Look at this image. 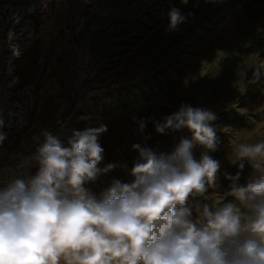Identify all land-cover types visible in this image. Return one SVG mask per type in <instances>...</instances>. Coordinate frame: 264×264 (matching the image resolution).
<instances>
[{
	"label": "rangeland",
	"instance_id": "rangeland-1",
	"mask_svg": "<svg viewBox=\"0 0 264 264\" xmlns=\"http://www.w3.org/2000/svg\"><path fill=\"white\" fill-rule=\"evenodd\" d=\"M172 8L185 17L174 30ZM182 105L215 114L209 155L220 165L210 200L190 204L236 202L224 174L240 171L246 185L254 170L238 168L233 142L264 141V0H0V187L35 175L43 132L68 146L74 131L101 126L99 166L117 167L85 186L99 196L114 178L130 183L132 145L171 154L192 140L187 128L155 131Z\"/></svg>",
	"mask_w": 264,
	"mask_h": 264
},
{
	"label": "clouds",
	"instance_id": "clouds-1",
	"mask_svg": "<svg viewBox=\"0 0 264 264\" xmlns=\"http://www.w3.org/2000/svg\"><path fill=\"white\" fill-rule=\"evenodd\" d=\"M168 16L172 30L185 20L176 8ZM215 119L182 105L153 121L161 135L187 128L192 140L182 138L171 154L132 145L133 181L114 178L99 196L85 185L117 167L99 166L106 127L74 131L68 146L43 132L35 175L0 187V264H264V141L233 142L238 168L247 160L254 170L246 185L237 183L240 171L224 174L236 202L190 204L218 187L220 165L209 155L217 150ZM146 125L141 119L138 130ZM193 141L204 149L199 159Z\"/></svg>",
	"mask_w": 264,
	"mask_h": 264
}]
</instances>
